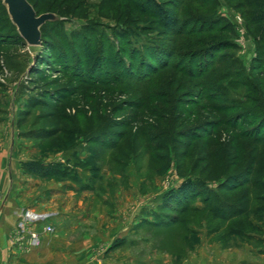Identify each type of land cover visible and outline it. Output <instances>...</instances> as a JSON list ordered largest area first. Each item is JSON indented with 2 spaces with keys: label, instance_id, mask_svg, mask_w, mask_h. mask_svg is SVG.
I'll return each instance as SVG.
<instances>
[{
  "label": "rangeland",
  "instance_id": "obj_1",
  "mask_svg": "<svg viewBox=\"0 0 264 264\" xmlns=\"http://www.w3.org/2000/svg\"><path fill=\"white\" fill-rule=\"evenodd\" d=\"M215 1L216 11L189 0H28L39 16L63 19L43 28L49 44L38 48L24 45L0 3V224L1 207L25 186L27 210L51 214L58 204L75 219L52 220L36 249L18 240L49 220L27 233L15 222L0 264H264V45L257 52L239 0ZM217 15L238 34L232 79L226 68L214 72L217 52L202 54L225 38L198 36ZM181 28L197 35L180 39ZM165 52L184 69L146 80ZM107 136H119L116 149L104 146ZM234 157L248 159L233 167ZM253 159L255 174L233 180ZM32 161L60 174L28 175ZM187 182L203 193L164 206ZM38 183L55 192L36 196Z\"/></svg>",
  "mask_w": 264,
  "mask_h": 264
},
{
  "label": "trees",
  "instance_id": "obj_2",
  "mask_svg": "<svg viewBox=\"0 0 264 264\" xmlns=\"http://www.w3.org/2000/svg\"><path fill=\"white\" fill-rule=\"evenodd\" d=\"M189 1L191 3L200 5L202 8H206L207 6L214 7V11H216L219 8L218 3L215 0H214V3H209V2H212V0H189ZM235 1H237V0H230V2L232 4H234ZM0 3L2 5V7L5 9L6 14L8 15L7 10L3 6L1 0H0ZM236 7L239 10L243 11V16L247 20L248 32L251 33V35H256V34L259 35L255 39H256V43L258 44L257 52L261 53L263 51V45H264V35H263V32H264V15L261 14L258 16V15H256V13L253 14V12H258L264 8V0H253V1L252 0H239V3ZM52 11L53 10H51V8L48 10V12H52ZM8 18H9V15H8ZM10 22H11V20H10ZM61 22L48 23V24H60ZM11 24H12V22H11ZM213 24H214L213 28L204 29V31H201L198 34V36L202 37L205 35L217 34L219 36H225V38H223V39L221 38V39L217 40L214 44L212 43L213 45H211V47H209V49L207 51L205 50L204 52H202V54L210 55L211 57H213L215 55L214 52L215 53L217 52L216 57H214V66H213L215 68L214 72L219 71V69H222V68L225 69L226 68L228 70L227 71L228 73H227V77H225V79H227V78L232 79L233 72H235V68L239 67L242 63L239 59V56H238V53L240 51V46L236 43V41L238 39L237 31L235 29V26L224 16H220V15L214 16ZM177 26L178 25H176V23L172 24V25L169 23V29L176 30ZM13 27L17 31V28L14 25H13ZM43 28H42V30H43ZM259 28H262V30L261 29L259 30ZM17 33H18V31H17ZM178 34H179L178 38L186 39V40L191 39V38H195V36L197 35V33H188L187 34V33H185V29L183 30L182 28L179 29ZM18 35L20 36L19 33H18ZM21 39H22V37H21ZM45 43L49 44L43 38V33H42V45H45ZM24 45L27 46L25 42H24ZM50 50H51V48H50ZM165 53H167V52H165ZM162 54L164 55L163 52H162ZM192 54H193V59H192L191 63L194 64L196 57L199 56L201 54V52L200 53L194 52ZM167 55L169 56L168 53H167ZM151 56H152V54H151ZM170 58L172 59V57L169 56V58L166 62H165L164 58H162L156 62L151 61V63L149 64V69L152 71V75L148 76L146 78V80L149 81V79H151L154 76H157L160 72L168 71L170 69H176L178 71H179V69H181V70L184 69V66L186 65L185 61L183 63V66H180L179 69H178V67L172 68L171 63H170V61H171ZM155 65H157V67H155ZM211 69L212 68L209 69V73L211 72ZM98 75L104 77L108 74L101 75V73H98ZM203 75L204 74L202 73V77H203ZM103 77H101V78H103ZM101 78H100L99 82L91 81L90 84H92L94 86L97 84H100V85L104 84L105 81H104V79H101ZM238 78L239 77L237 76V78H235V79H238ZM210 86L211 85L207 86V89H206L207 92L217 91V90H215L216 87L208 88ZM220 91H221V89L220 90L218 89V92H220ZM221 98L222 97L220 96V93H213V95L211 96L210 99L212 101H214V103L216 104L215 106H217L218 103H221V102H219L221 100ZM213 109L218 111L217 107H214ZM246 133H251V132L249 131ZM124 136H125L124 134L121 135L119 139L122 140ZM118 137H115V136L114 137L113 136L108 137L107 136V139L103 141L104 146L107 149H116L119 142L116 141L115 138H118ZM241 137H242V139L250 140V139H252L253 136L252 137L251 136H241ZM260 138L262 139V137H258V139H257L258 140L257 142L259 144L262 143L261 141H263ZM251 154L253 155V154H255V152L253 151ZM225 157L227 160L229 159V156H225ZM247 157H249V156H247ZM244 159H245L244 157H243V159H241L239 157L238 158L234 157L233 167H235L236 165H239V164L243 165V163L245 162ZM247 159H245V160H247ZM256 160L257 159H253L245 167V170L242 173H235L234 175H232L233 178L232 177L231 178L233 180L234 179H241L242 177H247V180L249 178H251L252 175L255 174V171H256L254 168L255 164H259V161H260V159H259L257 161V163H255ZM23 168H24V171L26 172V174L31 175L33 177L48 178V177H53V176H57L60 174V171L58 168H55L54 166H50V165H44L39 161H32V162L24 163ZM226 179H228V177H226ZM247 182L248 181H245L244 183H241V184L234 186V187H227V185H222L220 189H222L225 192H227V190H224L225 188H228V191H232L235 189L237 190L238 188L240 189V188H243L244 186H247L246 185ZM193 183H190V182L184 183V185L181 186V188L178 190V192H176V193L174 192L173 194H170L168 197H166L164 206H166L169 209H175L176 207H174V205H173L174 203H180V204L185 203L186 204L190 201V199L192 197H194L195 194L198 193V191L203 193V190H204V189H202L203 185L200 183H196V184H193ZM234 208L235 207H233V205H228V207H226V209H231V210H234Z\"/></svg>",
  "mask_w": 264,
  "mask_h": 264
},
{
  "label": "water",
  "instance_id": "obj_3",
  "mask_svg": "<svg viewBox=\"0 0 264 264\" xmlns=\"http://www.w3.org/2000/svg\"><path fill=\"white\" fill-rule=\"evenodd\" d=\"M12 24L24 39L27 47L42 46V28L48 23L61 22L63 19L53 13L38 15L28 0H1Z\"/></svg>",
  "mask_w": 264,
  "mask_h": 264
},
{
  "label": "crops",
  "instance_id": "obj_4",
  "mask_svg": "<svg viewBox=\"0 0 264 264\" xmlns=\"http://www.w3.org/2000/svg\"><path fill=\"white\" fill-rule=\"evenodd\" d=\"M38 184H39V187H35V189H34V193H36V196H38V197H42L45 193L52 192V194H53V192H55V187L53 186L54 184L50 188H47V190L45 189L44 191L41 187V183H38ZM28 190H29V186H25L24 188L22 187L21 189H18L17 194H18V197H20V199L19 198L11 199V200L5 202L3 204V206L1 207L3 209L2 210L3 218H2V221L0 224V250L2 249V247H4L2 245L4 242V239H8L10 236V233L13 231V227L15 225V222L19 221V223H20L21 215H23L25 213V211L28 209V207L25 206L26 204H24V205L22 204V199H21V197H23L24 194L27 195L31 191V190L30 191H28ZM58 195H59L58 192H56V196H58ZM55 206H56L55 208L52 207L53 210H55V211L53 213H51L52 217L49 219L48 226L52 227V225L50 224V222L52 220H55L57 225L61 224L64 219H66V222H69L70 220H75V219H73L74 217L72 215L71 216L69 214L67 215V211L69 209L66 208V206L60 207L58 204H55ZM37 210H38V208L36 207L31 211L30 210H27V211L38 214L39 212H37ZM40 224H43V223L29 224V225H31L30 229L36 230V228L38 226H40ZM40 235L42 238V242H43L42 246H43L44 243H46V239H47V237H49V234L45 233V231H42V233H40Z\"/></svg>",
  "mask_w": 264,
  "mask_h": 264
},
{
  "label": "built area",
  "instance_id": "obj_5",
  "mask_svg": "<svg viewBox=\"0 0 264 264\" xmlns=\"http://www.w3.org/2000/svg\"><path fill=\"white\" fill-rule=\"evenodd\" d=\"M52 217V214H37V213H33L30 211L25 212L23 215H21V221H23V223L21 224V229L23 232L27 233V224H39V223H45L46 221H48L50 218ZM25 224V225H24ZM45 233L47 234H51L54 230L53 227L51 226H47L45 227ZM21 240H18L20 242L24 241L25 242V246L27 248H31V249H36V248H40L43 244L42 242V238L41 235H39L36 232H29L28 236L26 237H22L20 238Z\"/></svg>",
  "mask_w": 264,
  "mask_h": 264
}]
</instances>
